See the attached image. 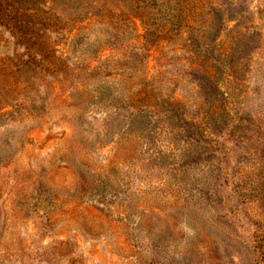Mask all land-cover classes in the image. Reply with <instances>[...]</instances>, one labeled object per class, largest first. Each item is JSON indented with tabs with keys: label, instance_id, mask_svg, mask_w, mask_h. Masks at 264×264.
<instances>
[{
	"label": "rangeland",
	"instance_id": "rangeland-1",
	"mask_svg": "<svg viewBox=\"0 0 264 264\" xmlns=\"http://www.w3.org/2000/svg\"><path fill=\"white\" fill-rule=\"evenodd\" d=\"M23 5L0 264H264V0Z\"/></svg>",
	"mask_w": 264,
	"mask_h": 264
},
{
	"label": "trees",
	"instance_id": "trees-1",
	"mask_svg": "<svg viewBox=\"0 0 264 264\" xmlns=\"http://www.w3.org/2000/svg\"><path fill=\"white\" fill-rule=\"evenodd\" d=\"M28 5H23V0H0V10L4 11L7 10V7H10V10L12 12L20 13L22 12L23 15H25V9ZM6 14L0 13V26H4L6 28L12 29V31H15L16 36L18 38V41L23 40V38H27V30L28 27L26 25V22L24 20H21V17L16 16L14 19L9 20L7 18ZM22 17H25L23 16ZM25 67H28L26 64ZM32 68V67H31ZM10 92L9 87L4 86V89H1L0 91V100H3V98L8 96L7 93Z\"/></svg>",
	"mask_w": 264,
	"mask_h": 264
}]
</instances>
